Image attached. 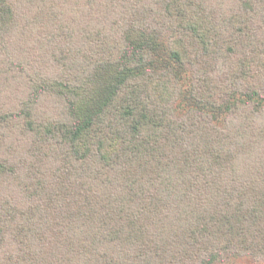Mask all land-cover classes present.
I'll return each mask as SVG.
<instances>
[{"label":"trees","instance_id":"obj_1","mask_svg":"<svg viewBox=\"0 0 264 264\" xmlns=\"http://www.w3.org/2000/svg\"><path fill=\"white\" fill-rule=\"evenodd\" d=\"M264 264V0H0V264Z\"/></svg>","mask_w":264,"mask_h":264},{"label":"rangeland","instance_id":"obj_2","mask_svg":"<svg viewBox=\"0 0 264 264\" xmlns=\"http://www.w3.org/2000/svg\"><path fill=\"white\" fill-rule=\"evenodd\" d=\"M236 264H253V263L245 261V260H243V261L240 260V261L236 262Z\"/></svg>","mask_w":264,"mask_h":264}]
</instances>
